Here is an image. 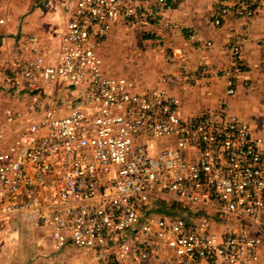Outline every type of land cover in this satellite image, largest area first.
<instances>
[{"label": "built area", "instance_id": "built-area-1", "mask_svg": "<svg viewBox=\"0 0 264 264\" xmlns=\"http://www.w3.org/2000/svg\"><path fill=\"white\" fill-rule=\"evenodd\" d=\"M182 1L196 0H77L56 63L30 37L29 55L11 66L9 79L29 105L7 109L11 125L0 127V223L50 226L57 250L92 249L100 264H259L263 138L226 99L184 115L166 87L223 76L227 95L235 94L243 36L226 45L231 66L216 70L208 61L213 40L191 35L199 69L184 63L148 89L108 75L97 52L116 22L169 27L163 13ZM230 11L250 19L253 0L219 3L214 25ZM149 138L164 144L152 149Z\"/></svg>", "mask_w": 264, "mask_h": 264}, {"label": "crops", "instance_id": "crops-1", "mask_svg": "<svg viewBox=\"0 0 264 264\" xmlns=\"http://www.w3.org/2000/svg\"><path fill=\"white\" fill-rule=\"evenodd\" d=\"M76 1L0 0V86L6 87L5 80L8 78L6 74L11 75L10 70L3 71L5 61L9 60L10 63L13 57L18 58L25 54L27 50L25 37L38 35L47 59L54 63L59 61L61 34L71 16L69 7L73 8ZM237 1H182L165 10L163 15L171 25L169 27L158 23L154 25L161 41L165 40L169 48L174 49V53L172 62L164 64L161 70L165 71L164 74L175 73L184 63L192 70L199 69L202 61L200 53L193 45V39L190 38L192 32L198 33L203 39L213 40L214 47L209 53L208 61L216 70L226 69L231 66L226 45L232 38L243 35L245 44L242 60L245 68L239 76L235 94L227 95L226 81L222 76L203 78L193 88L173 83H167L166 87L182 99L181 112L184 115H197L203 108L219 106L221 101L226 99L230 110L249 123L253 135L264 140V0H253L255 13L250 19L239 17L234 11H230L224 17L222 25L215 26L212 18V12L217 4L232 6ZM121 22H116V25L110 27L109 38L119 33L124 24ZM58 28H61L59 38L55 34ZM115 51L116 54L122 52L120 48ZM182 52L188 54L185 60L181 57ZM11 66L9 64L7 67ZM161 77L153 85L157 84ZM244 82L247 85L250 83L248 89H245ZM7 224L10 223H0V227L4 228L3 225ZM36 229L45 232L52 250L60 251L54 247L52 227L43 226ZM40 245L42 246V243ZM68 246L73 245L69 244L66 247ZM93 264L100 263L93 260ZM259 264H264V252Z\"/></svg>", "mask_w": 264, "mask_h": 264}, {"label": "rangeland", "instance_id": "rangeland-1", "mask_svg": "<svg viewBox=\"0 0 264 264\" xmlns=\"http://www.w3.org/2000/svg\"><path fill=\"white\" fill-rule=\"evenodd\" d=\"M69 9L71 8L69 7ZM154 23L156 22L151 20L147 22L128 21L121 26L119 33L115 34L112 38H109L107 34L106 38L98 44L97 52L103 59V68L108 75L125 76L135 82L140 89H148L164 74L165 71L163 72L161 69L164 64L172 62L171 58L174 49L169 48L170 46L165 40L161 41ZM151 26L154 28H151ZM60 29L58 28L55 31L58 38L60 37ZM193 34L199 36L198 33L192 32L191 35ZM35 36L41 42V38L38 35ZM30 37H25L24 42L27 49L25 54L18 58L13 57L10 63L9 60L5 61L4 72L7 70L11 72V67H7L9 64L17 66L20 59L29 55ZM117 48H120L122 52L120 53L119 51L116 54L115 50H118ZM124 50L125 52H123ZM6 76L8 77L5 80L7 86H0V127L10 123V118L6 113L7 109L11 108L24 112L29 105L28 95H17L14 93L13 83L9 81L11 75L6 74ZM196 85H187V87L193 88ZM249 86L250 83L247 85L244 82L245 89H248ZM228 106L230 108L229 104ZM147 141L152 149L164 144V140L154 138H149ZM3 226L4 228L0 227L1 264H93V260H95L96 254L92 249H80L73 245L60 251L52 250L49 246V238L45 232L29 228L20 220H14L10 224ZM9 226L11 227L8 229ZM41 243L42 246L40 245ZM127 264L161 263L135 260Z\"/></svg>", "mask_w": 264, "mask_h": 264}, {"label": "trees", "instance_id": "trees-1", "mask_svg": "<svg viewBox=\"0 0 264 264\" xmlns=\"http://www.w3.org/2000/svg\"><path fill=\"white\" fill-rule=\"evenodd\" d=\"M155 210L157 212H163V211H166V206L164 204H157L156 207H155Z\"/></svg>", "mask_w": 264, "mask_h": 264}]
</instances>
